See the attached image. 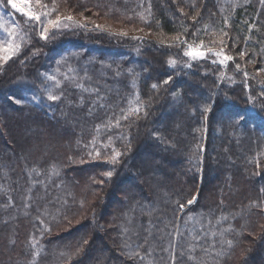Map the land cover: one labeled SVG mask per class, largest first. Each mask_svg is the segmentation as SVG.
Here are the masks:
<instances>
[{
  "label": "trees",
  "instance_id": "1",
  "mask_svg": "<svg viewBox=\"0 0 264 264\" xmlns=\"http://www.w3.org/2000/svg\"><path fill=\"white\" fill-rule=\"evenodd\" d=\"M51 1L108 25L46 41L32 30L24 53L0 68V264H264V2ZM119 24L129 33L108 29ZM205 25L228 32L226 66L211 53L190 61L172 39L218 51L211 31L194 35ZM90 50L114 57L106 77L118 81H105L113 92L91 107L93 95L60 76ZM101 60L85 86L102 84ZM47 86L60 99H45ZM137 97L142 110L115 127ZM107 117L122 153L112 165L91 143ZM135 251L144 259L129 258Z\"/></svg>",
  "mask_w": 264,
  "mask_h": 264
},
{
  "label": "snow or ice",
  "instance_id": "2",
  "mask_svg": "<svg viewBox=\"0 0 264 264\" xmlns=\"http://www.w3.org/2000/svg\"><path fill=\"white\" fill-rule=\"evenodd\" d=\"M264 2V0H262ZM6 6L10 7L14 12L19 13L21 16L25 17L27 21L32 22H39L41 25V38L47 39L48 33L50 30H60V29H66L69 27H84L83 24H79L74 20V18L71 15L68 16H62L57 10V6L55 2H53L51 8H48V5H40V0H35V3L38 7H42L46 9L45 11L39 12L36 10V8L33 7V0H5ZM180 11L183 13V9H180ZM53 13H56V15L53 18ZM186 15V13H183ZM43 16V20L41 17ZM200 16V10L196 9L195 14L190 17L194 22L197 21V17ZM227 19L225 18V25L227 26ZM99 27V26H97ZM251 27V26H250ZM0 28H4V32L7 33V38H4L0 36V61L7 62L9 59H11L13 56L17 55L22 47V41L23 36L21 35L19 37V42L17 40V35L15 34L17 30L19 29V25H13L12 29L9 30L8 28L4 27V22L0 21ZM140 31H143V29H140ZM200 31H211L212 35L216 37L215 41H212V43H217L221 45L220 49L218 51H215L212 47L205 48V44L203 40H200L199 44L188 43L187 40H182L179 35L172 37L173 40L178 41L179 43H182L185 45L183 55L188 57L190 61H196V60H203L208 58V54L211 53L213 56H215L218 59V62L221 65L226 66V62L233 61L234 57L231 55H228L225 52V38L228 37V32L224 29L219 30L217 32L215 29H211L209 25H205L204 29H197L196 33L194 35H198ZM126 35V33H123ZM163 42V41H162ZM241 59L244 58V56L247 55L246 51H241L239 54ZM217 60H213V63H216ZM252 62V61H249ZM172 63H175L174 61ZM188 67H191V64H188ZM236 68L239 69L240 65L236 64ZM245 77L247 78L248 73H244ZM48 81L54 82V85L56 88L60 87V81L56 78L54 75H48L46 77ZM170 80H165L164 83H169ZM153 88H156L157 85L153 84ZM44 91L47 93V99L49 101L55 102L58 99H60V96L55 94L54 90L52 88H44ZM11 99V98H10ZM15 103H21L19 100H15ZM142 110V103L139 101V97H137V104L135 106H130L127 110L121 109V115L115 118V127L119 128L121 126L120 122L121 120H127L129 116L131 115H138L139 112ZM207 110V109H205ZM113 121L109 120L107 125H105L109 131H111ZM99 130V129H97ZM93 144L96 143L95 139L91 142ZM95 151V149L93 150ZM90 156L93 154L92 152L88 153ZM95 155L97 157L100 156L99 151H95ZM122 155V153L116 151L113 149V153L111 155V163L116 164L119 162V157ZM112 171H107L104 173L105 176L111 177ZM100 183H103V181H100ZM194 201L189 200L188 204H192ZM182 209L184 207L183 204L179 205ZM219 223V221H218ZM50 231V229H47ZM221 236H223V232L219 233ZM213 236L217 235L216 232L212 233ZM84 243H87V241H84ZM228 245H232V241H227ZM211 247H215V245H211ZM194 251V246H189V252ZM207 251V249H205ZM218 255L220 253H217ZM38 255V253H37ZM139 257L141 260L144 259L143 256H141L139 251H135L134 253L129 254V258L133 257ZM189 259H194L193 256H189ZM172 264H175V258H173Z\"/></svg>",
  "mask_w": 264,
  "mask_h": 264
},
{
  "label": "rangeland",
  "instance_id": "3",
  "mask_svg": "<svg viewBox=\"0 0 264 264\" xmlns=\"http://www.w3.org/2000/svg\"><path fill=\"white\" fill-rule=\"evenodd\" d=\"M43 1V2H41ZM53 2H55L57 8H58V1H51V0H40V5H48V8L50 9ZM33 7L36 8L37 11L42 12L45 11L46 9L42 8V7H38L35 3V0H33ZM58 10V9H57ZM58 12L60 14H62V16H68L71 15L74 20L76 22H78L79 24H83L84 27H69L66 29H60V30H50L48 33V37L51 33H64V32H69V31H75L78 28H81L82 30L86 29V30H102L101 28H103L105 25H108L106 22H103V20L100 17H96L94 15H96L95 13L91 14L90 16H84L83 14L81 15H72L71 12H65L63 13L62 10H58ZM56 15V13H53V18ZM41 19L43 20V16L41 17ZM0 21L4 22V27L8 28L9 30L12 29V26L15 25H19V29L17 30V32L15 33L17 35V40L19 42V37L22 35L23 36V41H22V47L21 50L19 51V53L15 56H13L11 59H9L7 62H3L0 61V68H4L8 63H10L11 61H13L14 59H17L20 55H22L24 53V51L27 49L29 43H30V37H29V33L32 32V30L35 31L36 36L42 40V41H46L47 39H42L41 38V25L39 22H29L27 21V19L23 16H21L19 13L14 12L10 7L6 6L5 0H0ZM99 26V27H97ZM107 28V27H106ZM130 28V27H129ZM110 30H112L115 33H118L117 35L122 36L124 35L123 33L128 34V28L125 25H116L115 26H111L110 28H108ZM112 33V32H111ZM113 33V34H115ZM0 36L7 38V33L4 32V28H0ZM134 38H136L137 36H133ZM89 48H91V46H87ZM90 53H92L91 55H89L90 57L87 58H83V62L79 65L76 66L74 64H69V69L67 70H63V73H61V77L65 78L67 75L71 76L74 81L71 84L72 87H75L76 84H78L80 87H82L84 89V93L93 95V99L91 100V102L89 103V107L91 106H95V105H104L107 103L108 99H107V94L110 92H113V87L110 85L105 84V81H109L110 83H112V85L114 84H118V81L113 80L116 76H113L112 78L106 77L107 76V72L108 69L106 68L108 66V63L110 61H112L114 59V57H108L107 55H101L100 54H96L95 51L90 50ZM92 57V58H91ZM101 57L103 60L99 61L100 63L97 64V69L98 72L95 76L102 78V84L99 85H88L85 86L86 84H84L83 78L86 77V74H90L91 73V69L88 68L90 67V64L93 60H97L98 58ZM95 58V59H93ZM94 63V62H93ZM94 65H96V63H94ZM78 67V68H77ZM81 74H83L81 76ZM67 76V77H68ZM126 85H129V88L131 89V91L134 92L136 91L137 88V79L131 77V79H128L126 81ZM96 86V88H94ZM45 88V87H44ZM47 88H50L49 86H47ZM99 89V90H97ZM117 92V89H116ZM45 99H47V93L45 92V94H43ZM82 101V100H80ZM126 101V105H125V110H127L130 106H135L134 102L132 100H130L129 98L125 99ZM40 102V101H39ZM116 109V106L113 104V110ZM104 122L109 121V118L107 117L105 120L103 119ZM99 129V130H97ZM118 129H114L111 131L108 130V128L106 126H102V127H97L96 130L94 131V134L96 135V138H98V140L96 141V143L93 145V148H97L99 150L96 151H102L103 150V154L105 155V159L107 161V164H111V155L113 153V149H115L116 151H119L117 149L116 146V141L113 140V135H118ZM102 149V150H101ZM110 165V166H111ZM109 166V171H112V167ZM128 184L126 183L124 186H127ZM129 186V185H128Z\"/></svg>",
  "mask_w": 264,
  "mask_h": 264
}]
</instances>
